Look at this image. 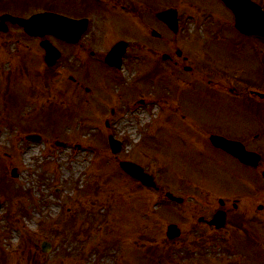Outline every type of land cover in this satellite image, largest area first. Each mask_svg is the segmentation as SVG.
Wrapping results in <instances>:
<instances>
[{
  "label": "rangeland",
  "instance_id": "rangeland-1",
  "mask_svg": "<svg viewBox=\"0 0 264 264\" xmlns=\"http://www.w3.org/2000/svg\"><path fill=\"white\" fill-rule=\"evenodd\" d=\"M170 4L180 10L178 33L154 17ZM144 16L161 37L139 15H120L105 36L104 22L95 19L86 36L92 46L71 53L62 44L64 54L51 69L37 38L13 29L0 42V264H247L250 257L251 264H264V235L258 241L244 225L217 232L198 221L204 203L224 196L244 202L243 178L263 181L264 166L251 171L207 148L203 128L192 124L196 116L226 119L227 135L253 141L264 154V117L238 120L220 94L212 99L198 80L183 78L200 74L204 44L214 53L210 59H232L230 67L246 62L255 39L239 34L220 0H162ZM120 38L130 44L116 68L103 54ZM255 132L261 136L252 139ZM31 133L41 138H27ZM111 133L123 141L118 154L110 149ZM123 159L146 167L159 189L132 179L120 167ZM167 190L183 196V204L164 202ZM249 192L255 225V218L264 221L257 210L264 182L259 189L249 184ZM169 222L182 227L180 238L166 237ZM43 240L50 250H42Z\"/></svg>",
  "mask_w": 264,
  "mask_h": 264
},
{
  "label": "flooded vegetation",
  "instance_id": "flooded-vegetation-1",
  "mask_svg": "<svg viewBox=\"0 0 264 264\" xmlns=\"http://www.w3.org/2000/svg\"><path fill=\"white\" fill-rule=\"evenodd\" d=\"M161 1L162 0H0V42H8L10 38H7V36L11 34V31L13 29L16 30L17 33L24 32L25 34L24 27L18 25L17 23H14L10 19H8L7 21H3L2 20L3 15L10 13L14 16L19 15V16L28 17L30 14L34 12L52 11L54 13L64 14L70 19L86 20V24H88L87 29L81 34L82 36L78 40L68 41L65 40L64 38L61 39L55 34H52V36H50L51 39H53V43L56 45V47H58L61 50V54H64L65 51L62 44L69 45L70 50L68 51L73 53L74 51H77L80 48L85 49L88 46H92L91 45L92 43L88 42L89 39H87L88 41L86 40V36L88 35L90 29L94 27L95 19L104 22L102 29L104 34L103 36H105V31L107 29L106 27L108 26V24H113L114 21L120 15L125 17L126 16L133 17L136 15L142 16L143 21L146 22L145 24L153 29L154 27H152L153 26L152 21H150V19L147 20V17L144 16V12L148 13L149 11H151L153 5H155L156 7ZM220 1L222 3V6L223 7L225 6L228 10L229 7L222 0ZM164 7H159V8H164ZM29 11L32 12L29 13V15H24V12H29ZM156 12L157 11H155V17H156ZM230 12L231 15L233 16L231 10ZM179 19L181 26L182 19L180 16V11H179ZM156 20H158L159 24L161 23L160 25H163L167 28L165 22L157 18ZM68 30L71 32L73 31L71 27H69ZM239 34H241L245 38L255 39L254 45L252 47L253 50L249 52L247 55L244 54V57L246 58L245 63L237 64L240 63L237 62L232 66L227 67L229 65L226 64V62L232 59H221L218 56L215 59H210L207 55L208 54L214 55V53L213 52L210 53V51L207 50V45L204 44V48L202 50L203 57L201 58V62L199 65L202 67L198 69V72L200 74L198 76H195L194 78H192V75H190L189 77L185 75L183 78L189 83L198 80L199 83H202L205 86L212 99H214L217 94H220V97L221 98L223 97L227 101L226 104H230L233 107L234 114H236L235 116H238V120L248 119L251 120L252 123H255L257 121L256 120L257 118L260 119L264 117V36H261L259 34L246 35L241 32H239ZM68 35H70V37L72 38L76 36L75 32L73 33L68 32ZM161 36L162 33L158 35V37ZM35 38L40 39L39 37H35ZM235 46L238 49H242L241 42L236 43ZM176 52L179 58L182 57L184 60H187V55L184 56L183 52L180 49H177ZM90 53L94 54L95 51L91 49ZM163 57L171 61L173 60V56L165 52H163ZM205 58H207L208 61H210V64H207ZM175 63H178L177 60L175 61ZM213 67H215V71H213ZM184 70L192 74V66L185 65ZM205 70L209 72H203ZM224 92L227 94L229 93L232 97L227 100L225 98ZM230 117L231 116H229V118ZM194 119H195V123L193 122L192 124L198 123L199 126L202 127L204 130L203 133L207 137L206 138L207 148H211L214 151L222 152L223 154H226L229 157L234 158L238 163H240L237 158L228 154L222 148L215 147L211 141L210 136L213 134H217V135L221 134L229 138L230 137L235 138L225 133L226 127H228L227 122H225L226 119L221 120L219 119V117L218 119H208V118L201 119L199 118V116L194 117ZM251 128L253 127L241 126L239 130L241 129V130L249 131ZM195 129L197 128L195 127ZM252 135H253L252 139H254L253 137L256 138L261 136L259 135V133L257 134L256 132L253 133ZM238 140L242 141L248 150L258 151L262 156V160L256 166L254 165L249 166L244 163H240V164L251 169V171L260 170V168H263L262 166H264V154L261 152L259 148L260 146L259 147L253 146L252 145L253 141L248 142L247 139L246 138L244 139L243 137H241ZM193 144L195 145L196 143ZM197 146L202 149L205 148L204 146L201 145V143H198ZM261 176L262 178H264L262 172H261ZM243 179H244V190H245L244 202L240 200V198H233V200L231 201L229 198L224 196L217 198V202H218L217 204L214 202L204 203L198 209V212L200 214L198 216V221L200 224L203 225L205 224L208 226L209 229L211 230L214 229L217 232L226 229L231 223H235L237 226L244 225L245 232L247 233V237L249 238V236H254V238L255 239L257 238L259 241L262 235H264V225L261 224L263 218L258 217L254 219L256 222H258V224L255 223V225H253L251 223L252 220L248 218V215L251 214L250 200L246 193H250L249 184L251 183L252 185L255 184L256 188L259 189L260 183L264 182V180L263 181L257 180L253 182L247 179V177H244ZM168 200L171 203L181 204V205L183 204L182 202H184V199L179 202L171 199ZM244 205H246V209L244 210L247 211V214H240L232 218V211L233 210L238 211L241 207H244ZM169 209L171 211V208ZM222 209H224L227 212V220H226L227 225L224 226L223 228H218L214 224H210V220L215 215L216 211ZM257 210L263 212L264 214V203L259 204L257 206ZM262 223H264V221ZM197 227L198 226L194 225L193 228H197ZM252 229H255V231H252ZM181 234H182V227H181L180 235ZM171 240H176V239H171ZM247 264H251V257Z\"/></svg>",
  "mask_w": 264,
  "mask_h": 264
},
{
  "label": "water",
  "instance_id": "water-1",
  "mask_svg": "<svg viewBox=\"0 0 264 264\" xmlns=\"http://www.w3.org/2000/svg\"><path fill=\"white\" fill-rule=\"evenodd\" d=\"M229 6L233 12L234 16L236 17L235 27L238 28L240 31L244 33H260L264 35V9L262 6L254 2L253 0H223ZM15 21H19L30 34L35 35H42L45 33H51L54 19L58 20L59 24H56L60 27L62 22H65V18L60 19L61 17L54 18L49 13H40L35 14L29 19L25 18H16L11 15ZM158 17L164 20L170 29L174 30L175 32L178 31L179 26V19H178V10L170 7L168 9L159 11ZM42 46L46 48V55L44 58L49 66H53V64L59 58V52L56 51L55 47L51 45L48 40L42 41ZM127 47V43L125 41H120L117 43L110 52L107 53L106 61L110 64L115 66H121L122 63V54L125 52ZM38 137V136H37ZM212 141L215 145L219 147H223L229 153H232L241 161L250 164L256 165L258 164L259 160L262 156L255 151H248L243 144L234 139H228L221 135H212ZM109 142L114 152H118L122 148V142L117 140L112 134L109 136ZM121 167L127 172L130 173L133 177H137L143 184L155 186V177L144 171L143 167L140 166L136 162H131L129 160H123L120 162ZM16 168L14 169V175ZM264 174V173H263ZM168 195L172 198L178 199L174 194L167 192ZM1 205V204H0ZM226 220V212L218 211L214 217L213 223L217 224L218 226H223ZM211 222V223H212ZM179 234V229L177 225L171 223L169 224L168 229V236L174 237L175 235ZM50 248V244L48 242H44L43 250H48Z\"/></svg>",
  "mask_w": 264,
  "mask_h": 264
}]
</instances>
